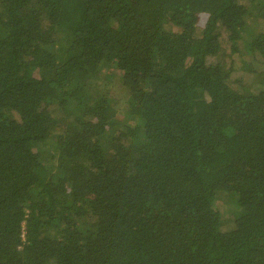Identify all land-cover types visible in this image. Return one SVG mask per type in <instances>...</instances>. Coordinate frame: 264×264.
I'll return each instance as SVG.
<instances>
[{"label":"trees","instance_id":"obj_1","mask_svg":"<svg viewBox=\"0 0 264 264\" xmlns=\"http://www.w3.org/2000/svg\"><path fill=\"white\" fill-rule=\"evenodd\" d=\"M249 15L240 0H0V264H264ZM221 30L258 62L246 78Z\"/></svg>","mask_w":264,"mask_h":264},{"label":"rangeland","instance_id":"obj_2","mask_svg":"<svg viewBox=\"0 0 264 264\" xmlns=\"http://www.w3.org/2000/svg\"><path fill=\"white\" fill-rule=\"evenodd\" d=\"M240 2L246 6L248 8V10L250 11V15L247 18L246 21V26L244 28V30L242 31V36L244 38L248 37V35L250 34L251 31L253 32H257L259 30L264 29V21L254 17V13H255V8H254V4L257 2V0H240ZM220 43H221V49L222 51H220V55L223 59V61L226 63L227 66H232L233 70H235L236 72H234L233 76H236L237 74H239L241 72L242 76H244L245 78L247 77V75L251 74V73H247L246 70H244L245 72H242V65L244 62H252V66H256V64L258 63L255 59H251L250 55L247 53V48L245 46V43L242 42V40H240L237 44V51L236 52H231L230 51V46L229 43L226 39V35L225 33L221 30L220 31ZM240 71V72H239ZM50 151V150H48ZM222 198V197H221ZM225 199V198H224Z\"/></svg>","mask_w":264,"mask_h":264}]
</instances>
